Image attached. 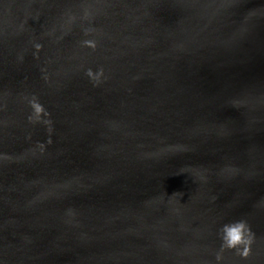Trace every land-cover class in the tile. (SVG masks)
<instances>
[{"label":"water","instance_id":"1","mask_svg":"<svg viewBox=\"0 0 264 264\" xmlns=\"http://www.w3.org/2000/svg\"><path fill=\"white\" fill-rule=\"evenodd\" d=\"M217 254L264 264V0H0V264Z\"/></svg>","mask_w":264,"mask_h":264},{"label":"clouds","instance_id":"2","mask_svg":"<svg viewBox=\"0 0 264 264\" xmlns=\"http://www.w3.org/2000/svg\"><path fill=\"white\" fill-rule=\"evenodd\" d=\"M87 34V33H86ZM83 45L95 49L96 44L93 40H84ZM39 47V45H37ZM91 79L96 82L100 81L103 76V69H99L97 72L93 73L91 69H88L86 73ZM29 105L32 108V115L29 117L30 120L41 121L43 117L48 115L46 109L39 102L38 98L33 96L29 100ZM45 123H50V121L45 120ZM221 235V253L224 250H235L238 255L247 257L251 251V245L253 243V234L247 222L244 220L234 221L232 223L224 224L220 229ZM217 262L222 259L221 254H217Z\"/></svg>","mask_w":264,"mask_h":264}]
</instances>
